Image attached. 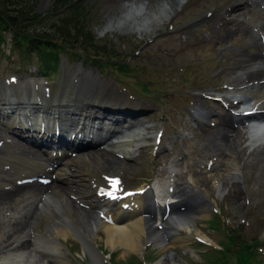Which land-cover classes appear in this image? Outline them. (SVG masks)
Segmentation results:
<instances>
[{
	"label": "rangeland",
	"instance_id": "obj_1",
	"mask_svg": "<svg viewBox=\"0 0 264 264\" xmlns=\"http://www.w3.org/2000/svg\"><path fill=\"white\" fill-rule=\"evenodd\" d=\"M81 1L83 2H69L64 8L74 4L73 6L80 8L85 14H89L91 23H93L92 25L90 23V27L89 23L86 24L89 33H91V30L94 32L97 27L101 29L98 31L100 34L104 24L101 27V24L97 25L96 22L103 21L105 4L102 5L101 2L114 5L108 8L111 13H114L117 11L116 4L123 0ZM158 1L135 0V2L145 3L147 8L153 7L156 3L154 8L151 9H156V5L160 3ZM235 1L187 0L181 12L176 14L170 24L173 29H178L193 22H196V26L190 25L188 28L171 35L165 34V23L161 24L162 27L161 25L157 26L156 30L142 33L143 39H139L135 34L118 35L113 33L109 36L108 33H105L103 37H100V35L94 33L95 47L100 49L107 46L111 50L112 56H109V59L103 57L100 53L98 55L94 54V48L86 44L83 49H67L63 54L51 51L47 54L31 53V56L27 53V56L31 57L28 60L24 48L15 46L13 37L17 38V36L14 32L10 34L0 30V40L3 43L0 50L1 76L14 75L22 77L30 75L37 78L40 74L36 71L39 62L59 61V58H62L66 63L65 68L68 70H75L78 64L81 65V69L87 72L85 79L90 83H92L91 79L97 81L99 78L105 79L106 82L107 80L113 81L119 89L126 91L127 96L143 103L144 112L142 111L143 113L137 118L139 119L138 126L143 129L144 134L145 132H155L159 128L162 129V138L158 150H155L156 147L153 144L144 145L133 156L126 157L110 148L115 154L110 150H103L107 153L103 160L99 156L90 157L91 159L88 160L86 157H81L75 159L73 164L67 165V169H74L82 174L83 181L79 182V184H82L80 188L82 190L86 188L85 191L90 198L94 195L93 186H90V184L98 179L97 174H100L99 172L103 168V177H106L105 173L119 177L121 193L126 190L135 191L141 186L146 187L155 176L161 179L172 174L171 179L174 184L181 185L184 188L187 187V189L191 188L195 196H200L202 200H207L209 203L206 206L207 208L203 209L206 212H202V216H194V219L191 215L194 214L193 210L195 208L191 210L183 208L184 212L177 208L180 216H182L179 219H182V222H189L191 233L179 230L178 233L181 234V238L184 237L187 241L184 245L176 243L174 247H168L166 250L156 245H147L142 251L123 253L122 248L111 249L105 242V236L103 237L105 234L98 232L100 237L95 241L101 252V264H110L109 261L114 262V264H124V262L133 264H143L144 262L146 264L156 260H160L161 264H230L231 258L229 257L231 255L229 254H233L238 249L235 237H237V241L247 239L253 243L255 239H264V150L253 151V147L251 150L247 149V140L245 141L247 134H244V132H247L245 126H235L244 135L241 134L239 141L230 144L225 141V131L222 130L224 127L217 125L220 120L216 117L209 118L210 121L216 122L215 125H207L205 131L201 132L196 128V122H193V117L188 113V111L194 112L199 105L211 106L216 112L225 113L222 110L221 103H216L211 98L205 100L202 95L213 97L215 93L226 89L231 83V78L236 74L233 69L236 61H238L237 56H243L242 59H247L245 54L248 51H256L255 47L250 44L251 38L248 34V24L245 23V19L255 20V12H259V18L261 19L264 14V4L261 3L262 9H260L261 5L253 8L248 6L246 10L244 9L237 14L240 16L236 20L220 25L218 22L220 10H224ZM54 3L55 0H38L35 11L41 17H45L47 13L50 15L51 11L54 10H52ZM111 9H115V11L113 12ZM207 12L210 15L199 22V19ZM255 23L257 24V22ZM236 24L240 27L237 31H235ZM230 27L233 28V31L229 33L226 40L218 37H222V30ZM261 30H264V28H261ZM231 33L236 34L238 37L248 34L249 37L239 43L236 37L231 39L233 37L230 36ZM147 37H153L154 40L146 44L145 47L143 44L146 43ZM136 49L139 52L134 55ZM240 49H243V54L239 52ZM73 52L77 56L74 57ZM79 56L82 58H79ZM41 57L45 58L41 59ZM24 58L25 61L22 60ZM94 61H98V64L101 62L107 65L103 68ZM119 62L127 65L129 70L119 72L116 66L109 65ZM47 78L49 87L54 90L58 75L52 73ZM145 89H148L150 93L144 91ZM67 104L79 106V104L72 101H67ZM103 123H108V120H104ZM232 124L234 123L232 122ZM227 125L229 124L227 123ZM225 128L230 131L233 130L231 126ZM193 133L194 135H192ZM97 136H102L101 132H98ZM0 139L2 143H5L2 144L1 151H8L7 142H10L11 138L0 133ZM220 145L223 147H220ZM237 146H239V149L241 146L243 150H238ZM100 147L104 146L100 145ZM100 147L94 146L91 149H100ZM108 156L116 163L105 167L103 162L108 159ZM246 158H248L247 161ZM207 160L210 162L209 166ZM228 160L237 161L235 162L237 163L234 166L235 168H233L232 162L231 164H225ZM74 170L72 171L75 173ZM228 172L235 174L229 177ZM225 173H227L226 177ZM49 174L48 176H50ZM201 177L205 178L206 186H200ZM0 179H2L0 180V193L5 191L6 185L10 182L12 184L17 182L5 167H0ZM98 181H96V184H98ZM101 181L105 183L103 178ZM214 184L220 186L222 193L218 192L217 188L212 187ZM52 185L67 186L64 180L53 181ZM211 188H213V191L210 190ZM198 189L200 194H196V192H199ZM182 192L181 188H173L171 194H182ZM87 194H80V196L88 197ZM28 199L27 197L24 198L27 201L25 203L32 200ZM73 199L75 200V197ZM19 204L16 205V210H20L24 206V203ZM8 214L9 212L5 213L2 220V212L0 211V223H4L5 220L9 219ZM94 215L97 216L98 213L94 211L93 217ZM189 216H191V222H194L191 223L192 225L188 220ZM99 220L101 221V218ZM2 227L5 229H2L3 233H6L8 230L6 224L4 223ZM234 230H236V235L232 232ZM202 237L209 239L211 244H201ZM68 238H65L66 242L61 240V250L69 264H95L88 253L83 252L81 244L74 236H68ZM232 240L235 242L231 244V251L227 253L225 260H220V256L217 260L214 255H218L219 252L216 250L219 246L222 247V244L231 243ZM23 254L26 255L23 257H27V255L32 254V250L26 249ZM110 255L112 260L109 259ZM138 260H141L142 263H138ZM257 264H264V262Z\"/></svg>",
	"mask_w": 264,
	"mask_h": 264
},
{
	"label": "bare ground",
	"instance_id": "obj_2",
	"mask_svg": "<svg viewBox=\"0 0 264 264\" xmlns=\"http://www.w3.org/2000/svg\"><path fill=\"white\" fill-rule=\"evenodd\" d=\"M172 2H174V0H161L160 3L156 5V9L151 10H147L143 5L136 6V4H134L135 8L132 10L133 12L130 13V16L133 17V29H136V31H131L129 29L130 24L127 26L124 25L125 27L122 26L121 29L141 35L144 30L148 31L150 28L163 24L164 21H166V18L170 15L171 7L173 6ZM261 3L264 4V0H237L236 2L231 3L221 12L218 22L220 25H222V23L227 24L231 20L237 19L239 16L237 14L243 10V7L247 5L259 6L262 5ZM127 4H130V2H127ZM121 6L122 5L119 3L116 4L117 11L114 13L110 12V16L105 18L108 23H113L114 18L112 15H118V12L122 11L124 7ZM127 8L128 7H126V9ZM260 9L262 8L260 7ZM122 13V19H117V21H115L116 24L129 23L126 20V10L122 11ZM254 16L255 20L248 18L246 22L249 24V29L253 33V42H255L257 45L256 51L254 54H249L252 52L249 51L248 55L246 56L247 59H242L243 56H237L238 61H236V63L238 66L235 63V68L233 69L236 75L231 78L232 80L228 87L216 95L222 101H226V104L232 110L241 109L240 106H243L239 113L233 112L229 114L226 112V114H219L218 118L220 119L221 123H228L232 128L236 125H246L248 127L247 134L249 139H247L249 141V145L247 146V149H250L256 144L261 145L264 143V120H247L246 115L259 114L264 116V60L262 59V54L264 55V30H261V28H264V14L261 19L259 18V12H255ZM255 22H257V24ZM235 26V31H237L240 27L237 24ZM108 27L114 29L113 26L109 25ZM232 31V27L224 29L221 31L222 37H218L226 40V38L229 37V33ZM248 34H243L242 36L238 37L236 34L231 33L230 36H233L231 39L236 37L238 42L242 43L248 39L250 35ZM75 70H80L83 73L80 78H77L75 73L71 75L70 82L72 83L73 80L78 81L80 87L76 92V95L72 97V101L77 103L79 98L83 99V102L81 103L85 104L84 109L82 110L79 107L77 109L69 108L68 115L61 111V116L64 119H57L51 124L49 128L44 124V129H40V127H43L41 125L43 123L37 118L24 120L27 125H30L28 123L36 124L35 127L38 128V131L34 133L28 132L26 129L21 128L25 133L29 134L30 138L37 145H44L47 150H60L61 153H64L61 168L54 169L52 174L55 176L56 180H64L67 186H53L52 183L46 184L45 186L38 183H32L28 186H18L16 184H12L11 182L6 185L5 191L0 193V211L2 212V220L4 214H7V212H9V219L5 220V222L3 221L8 228L6 233H3L2 231V225L4 223H0V264H69L67 258H65L63 255L60 244V240H65V238H68V236H74L75 238L77 236V240H82L83 251L89 252L88 254L92 255L96 262L95 264H101V256L96 245L97 238L100 237L98 232H103L105 234L103 237L105 236V242L110 246L111 249L122 248L123 253L142 251L144 242H152L162 247L163 250H166L168 247H174L176 243L184 245V243L187 241L184 239V237L181 238V234H179L178 231L184 230V232L189 233L191 228V226H189V222H182V219H179L182 218L179 213H165L169 207H175L176 205L183 204L180 203L181 201H190V198L194 196L189 194L194 193L191 191V188L187 189V187L184 188L181 187V185L174 184V181L171 179L173 176L172 174L161 179H159L158 176H155L148 186L139 187L129 197L125 198L122 194L119 197L118 184L104 183L101 181L103 178L102 170H104L102 168L100 170L101 172H99L100 174H97L98 179H95L91 175L92 178H94L96 181H99L98 184H96V181H93L92 184H90V186L95 184L92 187L94 189V195H92L90 198L85 191L86 188L84 186L83 187L85 190L80 188L82 184H79V182L83 181L82 174L74 169H67V165L69 166V164H73L75 159H79L81 157H86L88 160L91 159L90 157L99 156L103 160V158L107 156V153L102 150L91 149L94 147L92 145L98 143L99 140H97V135L91 134L93 127L91 128L90 122L97 123L98 119L103 120L102 118L105 117H107L110 121V123L105 126L104 135H106V137H108L110 133L118 134V131H122V129H125L129 125L132 126L127 131L123 130L125 133L120 137V141L111 142L110 144V147L112 148L122 146V149L118 150V152L123 154V156H133L139 146L154 144L156 145V149H158L157 133L154 134L145 132L143 135V129L138 126L139 120L137 121L136 119L137 114H140V111L144 109L135 107V112L132 111V113H123L122 115L106 114L104 109L100 108L102 104H99V102L103 101L104 99L111 101L114 99L112 97L114 96V92H119L113 85V82L107 80V82L105 81L100 85L96 84L98 87L94 86L93 90L91 91V83L88 82L87 85V80L84 78V76L87 75V72L79 68ZM86 85L87 87L85 88ZM10 87L12 88L14 86ZM25 88L29 89L34 95L40 97V91L37 88ZM8 95H10V93L4 94L2 97L5 98ZM115 96L121 97L119 93L115 94ZM55 99L57 103H61L63 100L62 92L57 93ZM122 99H124L123 96ZM16 100H20L19 107L24 104L23 108H25L27 105L35 104V101H37L38 98H36L34 102L30 104L26 99L17 98ZM235 100L240 101L235 102ZM91 103L96 104V111L91 108ZM135 103L140 102L135 101ZM74 107L76 106L74 105ZM203 110L206 111L205 115L211 112L207 111L210 109H207L206 106L201 105L194 110V113L198 118H202L204 120ZM246 111H251L252 113ZM101 116L103 117L100 118ZM243 118L246 119V121H242ZM78 119L80 122L85 120L84 129L86 130L84 138L88 139L89 141H83L79 138H75L74 140L71 139L72 134L76 135L79 133V129H74L69 132L68 137L64 135V132H68V130H70V123H74ZM233 119H236L235 124H231ZM128 123L131 124L128 125ZM55 124L59 128L61 126L63 127V133H61L59 136H54L57 134V132L54 133ZM14 125L18 126V123L16 122L11 124V126ZM87 128H90L91 131H89ZM262 129L263 132L261 133ZM222 130L225 131L224 133L229 134L225 141L229 142L230 144L239 141L241 134L243 135V132H241L239 129L230 131L227 128H222ZM90 134L93 136H90L91 139L89 138ZM116 137L113 139H116ZM23 139L30 141L29 138ZM221 146L222 145H220V147ZM237 148L240 150L241 146L240 149L239 146H237ZM256 148L259 149L260 147ZM12 149L13 152L11 153L0 154V162L8 166L14 173V176H25V174H34L45 170L46 164L40 159L38 155L31 152L17 150L16 145L12 146ZM261 150H264V145ZM72 155L74 156L71 157ZM218 156L219 154L217 157ZM107 158L108 159L103 162L105 167L106 165L110 166L116 163L109 156ZM247 159L248 158L245 160L247 161ZM231 162L233 168H235L234 166L237 164L235 162L237 161L228 160L225 162V164H231ZM72 170H74L75 173ZM226 174L227 173H225V177L227 176ZM234 174L235 173H229L228 176L230 177ZM105 175L108 178L115 177V175H109L106 173ZM74 177H76V179H74ZM206 184L207 182L205 178L201 177L200 186H206ZM172 186L173 188H181L183 191L182 194H171L170 188ZM215 186L217 187L219 185L214 184L212 187L216 189ZM99 188H105L103 191L111 190L112 188H116V190L112 195L113 197L108 198L103 195H97ZM212 189L213 188L210 190ZM218 192L222 193L220 186L218 188ZM80 194H87L88 197H82ZM196 194H200V190L199 192H196ZM25 197H27V199L34 198V200L27 204L25 203L27 201L24 200ZM73 197H75V200ZM195 200L196 203L194 206L197 209V212L191 215L193 219L194 216H202L201 213L206 212V210L203 209L207 208L206 206L209 205L207 200H202L200 196H195L194 201ZM19 203H24V206L20 210H16L15 207ZM33 207L35 210H32ZM94 210L97 211L96 213H100L101 221L99 220L98 215H94L93 217ZM172 215L175 217L170 218ZM191 216H189L188 219L190 224L194 223L190 220ZM162 225H164V227H162ZM203 239L209 241L206 237H202V240ZM26 249H32L33 255L30 254L26 259H24L22 253L23 251L25 252Z\"/></svg>",
	"mask_w": 264,
	"mask_h": 264
},
{
	"label": "trees",
	"instance_id": "obj_3",
	"mask_svg": "<svg viewBox=\"0 0 264 264\" xmlns=\"http://www.w3.org/2000/svg\"><path fill=\"white\" fill-rule=\"evenodd\" d=\"M37 1L0 0V30L2 32H14L17 36V38L13 37L15 46L24 48L26 56L27 53L30 55L31 52L50 53L57 47L56 45L74 44L78 46L79 43L82 44L83 48L86 44L94 48V54L98 55L100 53L107 59L112 56L111 50L107 46L100 49L95 47L93 37H91V33L86 27V20L84 18L81 19L83 13L78 11V8L73 6V9L65 10L63 13L60 12V9L67 3L72 2V0H55L52 8L54 10L51 11L52 17L49 14L41 17L36 13ZM94 62L98 64V61ZM39 65L46 66L47 62L39 63ZM125 67L127 68V66ZM234 242L232 240L229 245ZM229 245L226 247L228 248ZM255 254V250L250 245L243 243L237 251L229 254L231 255L229 257L231 258L230 264H254L258 262ZM214 256L217 260H219L220 256V260L223 261L227 254L225 250H222L221 253L219 252L218 255Z\"/></svg>",
	"mask_w": 264,
	"mask_h": 264
},
{
	"label": "water",
	"instance_id": "obj_4",
	"mask_svg": "<svg viewBox=\"0 0 264 264\" xmlns=\"http://www.w3.org/2000/svg\"><path fill=\"white\" fill-rule=\"evenodd\" d=\"M185 1L186 0H179V4L177 3V0H174V2H172V4H173V6L171 7V11H170V15L166 18V21H168V20H171L175 15H176V13L178 12V11H180V9H181V6L185 3ZM124 10H126V13H127V16H126V20L129 22V23H122V24H116L115 23V21H117V19H122V16H123V13H122V11H124ZM122 11H119V13H118V15H116V14H113L112 15V17L114 18L113 19V23H108V21L107 20H104V27L106 28V30L107 29H111V28H109L108 26L110 25V26H113V28L116 30V31H118V32H120V33H123L125 30L124 29H121V27L122 26H127L128 24H130V27H129V29L132 31H136V29H133V25H134V20L132 21V19H133V17L132 16H130V13H132V11L131 10H129V9H126V8H124V9H122ZM108 16H110V15H107L106 16V18L108 17ZM125 17V16H124ZM119 21H121V20H119ZM109 24V25H108ZM124 26V27H125ZM127 31V30H126ZM130 32V31H129ZM125 97H128V96H126V95H124ZM83 97H84V95H83Z\"/></svg>",
	"mask_w": 264,
	"mask_h": 264
},
{
	"label": "clouds",
	"instance_id": "obj_5",
	"mask_svg": "<svg viewBox=\"0 0 264 264\" xmlns=\"http://www.w3.org/2000/svg\"><path fill=\"white\" fill-rule=\"evenodd\" d=\"M177 3L179 4V0H177ZM169 22V20L168 21H164V23H168ZM163 25H161V27H162ZM138 38L139 39H143L144 37H143V35H138ZM262 145H257V147H261Z\"/></svg>",
	"mask_w": 264,
	"mask_h": 264
},
{
	"label": "flooded vegetation",
	"instance_id": "obj_6",
	"mask_svg": "<svg viewBox=\"0 0 264 264\" xmlns=\"http://www.w3.org/2000/svg\"><path fill=\"white\" fill-rule=\"evenodd\" d=\"M101 4H104V2H101ZM88 23L90 24L91 23V20H89Z\"/></svg>",
	"mask_w": 264,
	"mask_h": 264
},
{
	"label": "snow or ice",
	"instance_id": "obj_7",
	"mask_svg": "<svg viewBox=\"0 0 264 264\" xmlns=\"http://www.w3.org/2000/svg\"><path fill=\"white\" fill-rule=\"evenodd\" d=\"M103 194V193H102Z\"/></svg>",
	"mask_w": 264,
	"mask_h": 264
}]
</instances>
